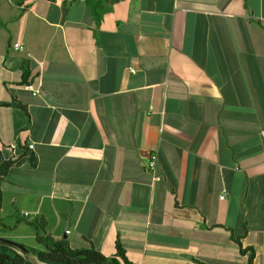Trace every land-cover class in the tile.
I'll return each instance as SVG.
<instances>
[{"label":"crops","instance_id":"crops-1","mask_svg":"<svg viewBox=\"0 0 264 264\" xmlns=\"http://www.w3.org/2000/svg\"><path fill=\"white\" fill-rule=\"evenodd\" d=\"M101 1L0 0V237L264 264V0Z\"/></svg>","mask_w":264,"mask_h":264},{"label":"trees","instance_id":"trees-1","mask_svg":"<svg viewBox=\"0 0 264 264\" xmlns=\"http://www.w3.org/2000/svg\"><path fill=\"white\" fill-rule=\"evenodd\" d=\"M87 1L93 7L96 16L100 17L107 11L101 0ZM28 77L27 69L24 75L25 82ZM12 164L11 161L0 163V181L7 175ZM31 224L36 227L37 242L44 245L45 250L22 244L23 249L9 242L0 241V264H135L128 259L125 248L119 240L116 242L115 255L108 257L94 245L87 248H73L67 240L55 239L47 233L43 221L40 223L33 221ZM239 245L240 252L244 254L249 252L248 264H254V251L249 247L243 248L241 242Z\"/></svg>","mask_w":264,"mask_h":264},{"label":"built area","instance_id":"built-area-1","mask_svg":"<svg viewBox=\"0 0 264 264\" xmlns=\"http://www.w3.org/2000/svg\"><path fill=\"white\" fill-rule=\"evenodd\" d=\"M14 46L16 48H21L20 44L19 43H15ZM136 69L135 68H131V72H135ZM26 87L31 90L34 94H37L39 92V89L35 88L32 84H27ZM31 147H33L34 145L31 144L30 145ZM156 160H157V155L156 153H152L151 157H150V160H149V164H148V169L150 171H153L155 170V167H156ZM158 178V177H157ZM221 198H224V195L221 196ZM23 214L24 216H27L29 217L30 216V213L28 211H23ZM69 232V230H68Z\"/></svg>","mask_w":264,"mask_h":264},{"label":"water","instance_id":"water-1","mask_svg":"<svg viewBox=\"0 0 264 264\" xmlns=\"http://www.w3.org/2000/svg\"><path fill=\"white\" fill-rule=\"evenodd\" d=\"M1 160H2V155H1V153H0V161H1ZM0 241L9 242V243L14 244V245H17V246H19V247H21V248L24 247L22 244H20V243H18V242H16V241H13V240L7 239V238H2V237H0ZM23 249H24V248H23Z\"/></svg>","mask_w":264,"mask_h":264},{"label":"rangeland","instance_id":"rangeland-1","mask_svg":"<svg viewBox=\"0 0 264 264\" xmlns=\"http://www.w3.org/2000/svg\"><path fill=\"white\" fill-rule=\"evenodd\" d=\"M3 221V220H2ZM9 220H8V218L6 219V222H8ZM1 223V222H0ZM0 228H1V224H0ZM2 238H7V239H10V240H13V241H15L14 239H11V238H8V237H2ZM17 242V241H16ZM19 243V242H18Z\"/></svg>","mask_w":264,"mask_h":264}]
</instances>
